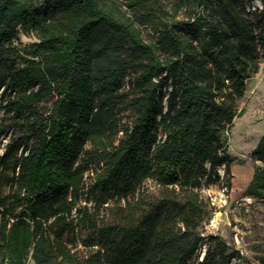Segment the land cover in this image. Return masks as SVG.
I'll use <instances>...</instances> for the list:
<instances>
[{
	"label": "trees",
	"instance_id": "obj_1",
	"mask_svg": "<svg viewBox=\"0 0 264 264\" xmlns=\"http://www.w3.org/2000/svg\"><path fill=\"white\" fill-rule=\"evenodd\" d=\"M261 1L0 0V169L14 187L0 200L3 264H231L218 237L199 260L213 210L200 190L232 171L224 136L264 58ZM20 31L36 40L16 44ZM251 155L246 193L264 198V135ZM111 202L123 220L98 225ZM86 222L99 248L79 259Z\"/></svg>",
	"mask_w": 264,
	"mask_h": 264
},
{
	"label": "rangeland",
	"instance_id": "obj_2",
	"mask_svg": "<svg viewBox=\"0 0 264 264\" xmlns=\"http://www.w3.org/2000/svg\"><path fill=\"white\" fill-rule=\"evenodd\" d=\"M126 0H120L124 5ZM247 5L252 11L262 6L261 0H248ZM146 33V27H143ZM36 40L33 34L20 31L15 39L16 44L26 45ZM133 74L128 76L124 90L130 89ZM242 111L234 119V124L225 134L224 140L228 145V154L231 158L232 171L229 175L225 167L219 168L220 178L206 183L200 192L202 196L213 206L210 216L200 227V231L206 236V244L201 249L199 260H201L209 246L215 245V237L222 239L228 245V252H233L231 264H264V198L249 196L246 186L253 176L255 167L260 163L256 161L251 153L259 139L264 135V58L258 61V69L249 71L244 94L238 98V111ZM131 109L122 113L124 121L132 118ZM0 111V154L8 137L1 132ZM6 123V122H5ZM9 174L0 169V200L10 196L14 187L8 182ZM93 180V173L86 175L87 183ZM144 195L148 199H156L161 195V185L152 178L144 182ZM88 205L94 210V204L85 196L78 202L79 207ZM0 208V226L4 216ZM125 213H121L119 206L111 202L95 212L98 225L104 223H116L123 220ZM77 220L76 213L73 216ZM91 223H79L74 235L77 241L71 244L72 252L77 258L86 257L91 251L99 246L90 247L85 244L93 233ZM72 236V234H70ZM0 264H3L0 258ZM29 264H33L30 260Z\"/></svg>",
	"mask_w": 264,
	"mask_h": 264
}]
</instances>
